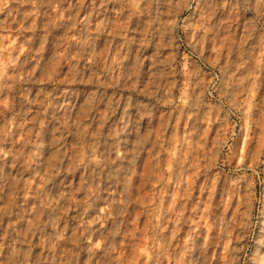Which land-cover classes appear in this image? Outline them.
<instances>
[{
	"label": "rangeland",
	"instance_id": "obj_1",
	"mask_svg": "<svg viewBox=\"0 0 264 264\" xmlns=\"http://www.w3.org/2000/svg\"><path fill=\"white\" fill-rule=\"evenodd\" d=\"M0 264H264V0H0Z\"/></svg>",
	"mask_w": 264,
	"mask_h": 264
}]
</instances>
